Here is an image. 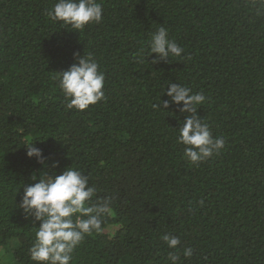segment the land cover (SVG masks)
<instances>
[{
    "label": "trees",
    "instance_id": "obj_1",
    "mask_svg": "<svg viewBox=\"0 0 264 264\" xmlns=\"http://www.w3.org/2000/svg\"><path fill=\"white\" fill-rule=\"evenodd\" d=\"M57 2L0 0V262L36 264L39 222L18 205L22 185L56 163L54 174L86 175L90 204L110 197L114 213L70 264H171L170 253L177 264H264V0H97L102 21L80 31L48 16ZM160 26L184 51L152 63ZM74 53L105 77V98L82 111L55 78ZM171 83L204 94L197 114L225 141L198 164L177 139L182 102L154 107ZM31 143L48 168L26 155Z\"/></svg>",
    "mask_w": 264,
    "mask_h": 264
},
{
    "label": "clouds",
    "instance_id": "obj_2",
    "mask_svg": "<svg viewBox=\"0 0 264 264\" xmlns=\"http://www.w3.org/2000/svg\"><path fill=\"white\" fill-rule=\"evenodd\" d=\"M48 16L53 21L80 31L89 23H100L103 8L97 0H58ZM148 48V56L157 54L152 63L180 57L184 51L175 40L169 38L168 30L164 26H160L151 35ZM73 55L78 62L59 72L55 78L59 81L63 95L68 98L67 108L82 111L105 98V77L91 54L83 57L78 53ZM166 94L170 99L160 101L154 107L165 110L170 103L181 105L182 102L179 111L189 113L179 127L177 138L179 143L185 145V158L198 164L218 154L225 146L224 139L213 138L208 124L197 114L198 106L205 102L204 94H192L190 88L178 83H171ZM26 155L29 158L35 157L37 163L44 168L49 167L46 163L48 157L44 156L41 148L33 146L32 143L27 145ZM56 166V163L51 166L52 174L42 172L39 177L33 174L31 179L35 182L22 185L23 195L18 207L26 219H30L33 224L39 222L34 242L29 249L30 259L36 264H70L75 249L85 236L101 233V218L114 214L110 197L90 204L96 189L89 186L88 177L80 170L65 167L59 174H54ZM162 239L172 249L180 244L177 236L164 234ZM192 254L191 247L183 250L185 257ZM179 258L175 253H170L168 257L171 264H177Z\"/></svg>",
    "mask_w": 264,
    "mask_h": 264
}]
</instances>
